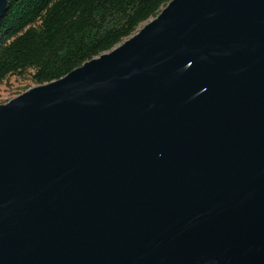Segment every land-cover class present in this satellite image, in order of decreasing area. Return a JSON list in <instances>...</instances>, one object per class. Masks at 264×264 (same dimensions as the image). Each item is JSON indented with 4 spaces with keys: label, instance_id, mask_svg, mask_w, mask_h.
<instances>
[{
    "label": "water",
    "instance_id": "95a60500",
    "mask_svg": "<svg viewBox=\"0 0 264 264\" xmlns=\"http://www.w3.org/2000/svg\"><path fill=\"white\" fill-rule=\"evenodd\" d=\"M0 264H264V0H170L1 104Z\"/></svg>",
    "mask_w": 264,
    "mask_h": 264
},
{
    "label": "trees",
    "instance_id": "16d2710c",
    "mask_svg": "<svg viewBox=\"0 0 264 264\" xmlns=\"http://www.w3.org/2000/svg\"><path fill=\"white\" fill-rule=\"evenodd\" d=\"M170 0H8L0 18V85L56 81L132 36Z\"/></svg>",
    "mask_w": 264,
    "mask_h": 264
},
{
    "label": "rangeland",
    "instance_id": "374dc122",
    "mask_svg": "<svg viewBox=\"0 0 264 264\" xmlns=\"http://www.w3.org/2000/svg\"><path fill=\"white\" fill-rule=\"evenodd\" d=\"M34 86L29 76L24 78L17 76L8 77L0 85V105L5 104Z\"/></svg>",
    "mask_w": 264,
    "mask_h": 264
}]
</instances>
